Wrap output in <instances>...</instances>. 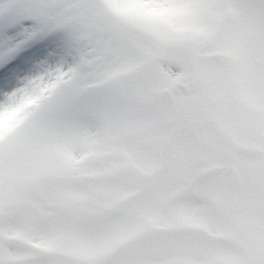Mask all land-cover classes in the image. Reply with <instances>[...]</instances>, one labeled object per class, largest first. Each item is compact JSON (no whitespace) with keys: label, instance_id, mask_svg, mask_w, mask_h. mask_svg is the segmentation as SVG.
Wrapping results in <instances>:
<instances>
[{"label":"snow or ice","instance_id":"1","mask_svg":"<svg viewBox=\"0 0 264 264\" xmlns=\"http://www.w3.org/2000/svg\"><path fill=\"white\" fill-rule=\"evenodd\" d=\"M0 264H264V0H0Z\"/></svg>","mask_w":264,"mask_h":264}]
</instances>
